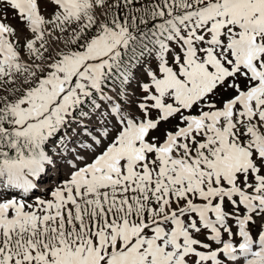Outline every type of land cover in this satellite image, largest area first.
<instances>
[{"label": "snow or ice", "instance_id": "6c2138e0", "mask_svg": "<svg viewBox=\"0 0 264 264\" xmlns=\"http://www.w3.org/2000/svg\"><path fill=\"white\" fill-rule=\"evenodd\" d=\"M0 264H264V0H0Z\"/></svg>", "mask_w": 264, "mask_h": 264}]
</instances>
